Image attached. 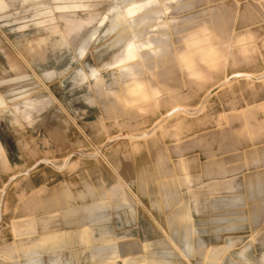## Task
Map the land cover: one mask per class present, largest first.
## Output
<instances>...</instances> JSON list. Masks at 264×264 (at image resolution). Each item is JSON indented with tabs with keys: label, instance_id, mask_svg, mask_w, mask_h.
<instances>
[{
	"label": "rangeland",
	"instance_id": "374dc122",
	"mask_svg": "<svg viewBox=\"0 0 264 264\" xmlns=\"http://www.w3.org/2000/svg\"><path fill=\"white\" fill-rule=\"evenodd\" d=\"M0 147V264H264V0H0Z\"/></svg>",
	"mask_w": 264,
	"mask_h": 264
},
{
	"label": "crops",
	"instance_id": "0c3cea01",
	"mask_svg": "<svg viewBox=\"0 0 264 264\" xmlns=\"http://www.w3.org/2000/svg\"><path fill=\"white\" fill-rule=\"evenodd\" d=\"M0 160H2L1 152H0ZM70 196L71 194L63 190L62 188L53 189L49 193L48 197H46V199L42 201L41 205L42 207H44V209H53L56 207H62L67 204ZM85 237L87 238L88 236ZM64 240L65 237L62 235L48 236V237L40 238L37 245L40 247H53L61 244L62 242H64Z\"/></svg>",
	"mask_w": 264,
	"mask_h": 264
}]
</instances>
